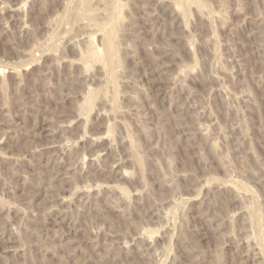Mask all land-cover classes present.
I'll list each match as a JSON object with an SVG mask.
<instances>
[{"label":"rangeland","instance_id":"374dc122","mask_svg":"<svg viewBox=\"0 0 264 264\" xmlns=\"http://www.w3.org/2000/svg\"><path fill=\"white\" fill-rule=\"evenodd\" d=\"M0 264H264V0H0Z\"/></svg>","mask_w":264,"mask_h":264},{"label":"bare ground","instance_id":"6f19581e","mask_svg":"<svg viewBox=\"0 0 264 264\" xmlns=\"http://www.w3.org/2000/svg\"><path fill=\"white\" fill-rule=\"evenodd\" d=\"M101 59V58H100ZM100 62V61H99Z\"/></svg>","mask_w":264,"mask_h":264}]
</instances>
